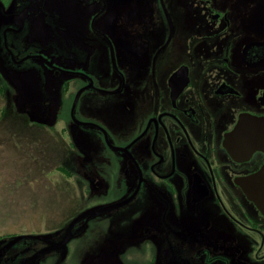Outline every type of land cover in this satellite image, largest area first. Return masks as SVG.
<instances>
[{
	"label": "flooded vegetation",
	"instance_id": "af4514ba",
	"mask_svg": "<svg viewBox=\"0 0 264 264\" xmlns=\"http://www.w3.org/2000/svg\"><path fill=\"white\" fill-rule=\"evenodd\" d=\"M0 90L70 189L0 264H264V0H0Z\"/></svg>",
	"mask_w": 264,
	"mask_h": 264
},
{
	"label": "rangeland",
	"instance_id": "374dc122",
	"mask_svg": "<svg viewBox=\"0 0 264 264\" xmlns=\"http://www.w3.org/2000/svg\"><path fill=\"white\" fill-rule=\"evenodd\" d=\"M12 107L0 90V114ZM56 153L49 137L27 131L22 118L0 116V233L22 230L44 210L60 207L70 189L52 179L48 165Z\"/></svg>",
	"mask_w": 264,
	"mask_h": 264
},
{
	"label": "water",
	"instance_id": "95a60500",
	"mask_svg": "<svg viewBox=\"0 0 264 264\" xmlns=\"http://www.w3.org/2000/svg\"><path fill=\"white\" fill-rule=\"evenodd\" d=\"M244 123H246V122H244ZM241 138H242V141L245 144V135H242ZM243 138H244V140H243ZM254 200L261 206V208L263 207V201H264L263 199L254 198Z\"/></svg>",
	"mask_w": 264,
	"mask_h": 264
}]
</instances>
